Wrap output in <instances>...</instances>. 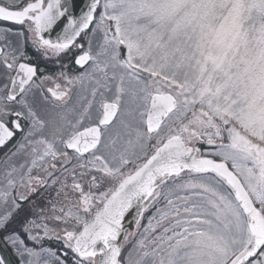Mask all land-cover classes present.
<instances>
[{"label": "snow or ice", "instance_id": "obj_1", "mask_svg": "<svg viewBox=\"0 0 264 264\" xmlns=\"http://www.w3.org/2000/svg\"><path fill=\"white\" fill-rule=\"evenodd\" d=\"M71 7L0 0V236L18 264H264V0ZM29 43L82 69L61 65L57 104ZM53 185L52 215L21 220Z\"/></svg>", "mask_w": 264, "mask_h": 264}, {"label": "flooded vegetation", "instance_id": "obj_2", "mask_svg": "<svg viewBox=\"0 0 264 264\" xmlns=\"http://www.w3.org/2000/svg\"><path fill=\"white\" fill-rule=\"evenodd\" d=\"M4 2L11 3L12 0H4ZM2 26H4V25H0V27H2ZM11 27H13L14 29H18L20 26H18V25H12ZM81 42H83V41H81ZM26 53H27L28 56L31 57V60H29L27 62L28 63H31V64H34V65H36L38 67V69H39L38 76H45L47 73H50L52 71V70H49V69H51V66L50 65L43 64L42 66H39V64H38V61L40 59L39 53H37L36 51H34L33 48H32V46L26 47ZM66 58L63 60V57H62L60 59V61L58 63H55L54 65L61 64V61L62 60H63V63H65L66 61H68L69 64H70L69 65V68L66 69L68 73H70V74H77L80 71H82V69H79L74 64L71 54L68 55V58L67 59ZM55 61H57V60H55ZM42 70L45 73L41 74L42 73ZM60 71H61V69H60ZM52 88H55V86H53ZM45 93L49 96V99L52 101L53 104L59 103L58 101H55L51 97V94L50 93H47V90H45ZM10 147H11V144L8 145V148H10ZM6 151H7V148L0 149V159H1L2 162L4 160V155H5V152ZM68 151H69L70 154L72 153V150H68ZM54 171H55L53 173L54 175L58 174V169H55ZM34 174H35V170H34ZM70 179H71V177L69 178V180ZM58 187H59V185H53L51 188H48V189H45L44 187L38 188V190L35 193H32L29 196V199L28 200L22 202V206H24L25 203H28L29 205H32L33 204L32 206H28L27 208H25V210H24L25 213H29V212L33 211L35 208L38 207V205L40 206L41 204H45V203H48L49 204V201L50 200L54 201L55 194H56L55 189L58 188ZM29 200H33V202L32 201H29Z\"/></svg>", "mask_w": 264, "mask_h": 264}, {"label": "rangeland", "instance_id": "obj_3", "mask_svg": "<svg viewBox=\"0 0 264 264\" xmlns=\"http://www.w3.org/2000/svg\"><path fill=\"white\" fill-rule=\"evenodd\" d=\"M68 58V56H64L63 57V60L65 59V58ZM66 58V59H67ZM63 60L61 61V64H58V65H55L53 68H52V71L50 72V73H47L45 76H51L53 79L52 80H45L44 82H43V84L41 85V87L43 88V90L45 91V90H47V88H49V87H53V86H55V84L56 83H60L62 86L64 85V81L62 80V79H58V73L60 72V69H61V65H67V67L66 68H64V71H66L67 72V68H69V62L68 61H64L65 63H63ZM59 68V69H58ZM43 73H45V72H43V70H42V73L41 74H43ZM37 83H40L39 81L37 82ZM3 84V79H0V85H2ZM73 91H75V89H73ZM15 159H18L19 160V162H23L24 161V159H26V158H24V157H21V158H15ZM3 165V162L1 161V159H0V166H2ZM58 168H59V165H58ZM55 169H52L51 171L54 173L55 171H54ZM39 175H41L42 177H43V173H39ZM70 178V177H69ZM21 191H23L22 189H21ZM55 199H56V194H55ZM54 199V200H55ZM49 207H50V205L48 204V203H45V204H41L40 206L38 205V207L37 208H35L33 211H31V212H29V213H24V215H20V219L21 220H23L25 217H28V218H33V217H38L39 216V214H40V209H45V215H52V213L50 212V211H48V209H49ZM26 214V215H25ZM49 223L50 224H53V223H55L54 221H49ZM14 227H16L18 230H19V224L17 223V224H15L14 225ZM22 235H23V233H22ZM25 239L27 240V237H25Z\"/></svg>", "mask_w": 264, "mask_h": 264}, {"label": "water", "instance_id": "obj_4", "mask_svg": "<svg viewBox=\"0 0 264 264\" xmlns=\"http://www.w3.org/2000/svg\"><path fill=\"white\" fill-rule=\"evenodd\" d=\"M71 3V12L75 17H79L82 12L87 11L88 4L90 3V0H69ZM63 22L58 24L56 28L52 31V33L47 34L50 35V38L55 39L56 35L60 33L63 29ZM133 214L126 216L125 218V226L126 228L133 229L134 228V222H133ZM0 255L5 256L10 264H17L16 260L14 259L13 255L11 254L10 250L6 245H4L2 238L0 237Z\"/></svg>", "mask_w": 264, "mask_h": 264}]
</instances>
